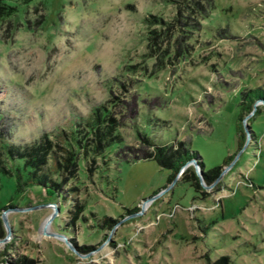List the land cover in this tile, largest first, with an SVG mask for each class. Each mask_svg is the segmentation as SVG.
<instances>
[{
    "label": "rangeland",
    "instance_id": "1",
    "mask_svg": "<svg viewBox=\"0 0 264 264\" xmlns=\"http://www.w3.org/2000/svg\"><path fill=\"white\" fill-rule=\"evenodd\" d=\"M10 2L0 129L16 143L45 134L57 154L73 128L88 145L74 173H50L56 189L0 174V264H264V99L240 116L245 93H264V0ZM95 108L119 135L101 154ZM143 133L198 155L173 182L131 160Z\"/></svg>",
    "mask_w": 264,
    "mask_h": 264
},
{
    "label": "trees",
    "instance_id": "2",
    "mask_svg": "<svg viewBox=\"0 0 264 264\" xmlns=\"http://www.w3.org/2000/svg\"><path fill=\"white\" fill-rule=\"evenodd\" d=\"M10 1L11 0H0V20L4 17H11L16 14L17 7ZM154 32L155 29H153V33ZM251 91L255 92L254 96L248 95L247 93L244 94L242 102L245 104L240 116L244 110L251 111V104L256 98L264 99V93L259 91V88ZM257 110V108L254 110L253 115L256 114ZM92 114V120L87 121L86 125L88 126V130L95 135V141L92 140L93 142L89 144L93 146L96 152L101 154L102 149L108 148V146L114 142H119V135L113 123V118H109L112 120V123L104 124V126L101 125L102 121H107V112L103 111V109L95 108ZM70 133L72 135V137H70L71 140L67 141L66 145L61 147V153L57 154L52 151V144L45 134L32 142L16 143L8 141V135L0 129V174H15L18 189H21L27 184H40L44 187L51 186L55 188L57 182L52 179L51 175L60 174L62 169L68 173H74L75 170L79 168L80 148L82 147L85 151L87 149V136H82V138L78 139L76 137L78 131L74 130V128ZM243 134L244 130L240 128V144L244 141ZM141 137L147 149L143 148L141 150L142 154L139 157H132L131 160L140 158L152 159L158 162L160 166L171 168L172 172L169 175V180L174 178L187 159L198 155L194 150L185 149L182 141H178L176 144L177 147H175L172 143H156L150 137L146 136L145 133H143ZM85 151L81 154L83 160H85ZM50 158L52 160L49 166L48 160ZM220 168L221 167L216 166L212 167L208 171L202 173V178L205 180L213 178L219 173ZM51 172L52 174H50ZM181 179L190 181L196 188L200 186L199 179L194 171L183 173ZM107 219L110 218L106 217V220ZM229 261L228 256L223 255L215 261H208L207 264H229Z\"/></svg>",
    "mask_w": 264,
    "mask_h": 264
},
{
    "label": "water",
    "instance_id": "3",
    "mask_svg": "<svg viewBox=\"0 0 264 264\" xmlns=\"http://www.w3.org/2000/svg\"><path fill=\"white\" fill-rule=\"evenodd\" d=\"M263 106H264V104H263ZM187 162H188V160L185 161V163L180 167L179 170L183 169V167L185 166V164H186ZM197 175H198V174H197ZM198 179L201 180L200 175H198ZM174 180H175V176H174V178L172 179V181L174 182ZM4 220H5L6 224L8 225L7 220H6L5 217H4Z\"/></svg>",
    "mask_w": 264,
    "mask_h": 264
}]
</instances>
